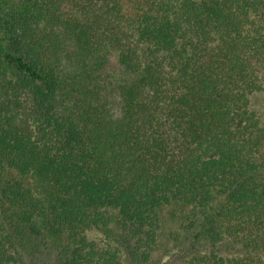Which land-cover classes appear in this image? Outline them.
Wrapping results in <instances>:
<instances>
[{
    "label": "trees",
    "instance_id": "1",
    "mask_svg": "<svg viewBox=\"0 0 264 264\" xmlns=\"http://www.w3.org/2000/svg\"><path fill=\"white\" fill-rule=\"evenodd\" d=\"M0 264H264V0H0Z\"/></svg>",
    "mask_w": 264,
    "mask_h": 264
},
{
    "label": "rangeland",
    "instance_id": "2",
    "mask_svg": "<svg viewBox=\"0 0 264 264\" xmlns=\"http://www.w3.org/2000/svg\"><path fill=\"white\" fill-rule=\"evenodd\" d=\"M260 99H261L260 95L255 96L253 99V103H254V106H256V109H259L261 107ZM258 104L260 105L258 106Z\"/></svg>",
    "mask_w": 264,
    "mask_h": 264
}]
</instances>
